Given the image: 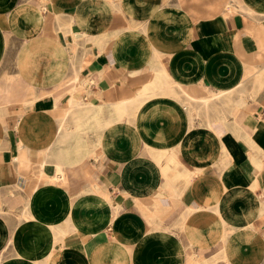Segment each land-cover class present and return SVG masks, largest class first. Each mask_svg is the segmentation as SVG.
<instances>
[{"label":"crops","instance_id":"0c3cea01","mask_svg":"<svg viewBox=\"0 0 264 264\" xmlns=\"http://www.w3.org/2000/svg\"><path fill=\"white\" fill-rule=\"evenodd\" d=\"M0 264H264V0H0Z\"/></svg>","mask_w":264,"mask_h":264}]
</instances>
